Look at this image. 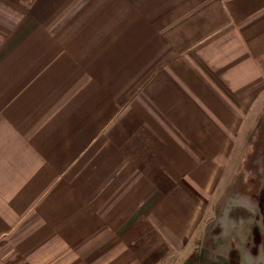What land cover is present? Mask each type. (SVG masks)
<instances>
[{
	"label": "crops",
	"instance_id": "0c3cea01",
	"mask_svg": "<svg viewBox=\"0 0 264 264\" xmlns=\"http://www.w3.org/2000/svg\"><path fill=\"white\" fill-rule=\"evenodd\" d=\"M251 116L264 0H0V264H194Z\"/></svg>",
	"mask_w": 264,
	"mask_h": 264
},
{
	"label": "rangeland",
	"instance_id": "374dc122",
	"mask_svg": "<svg viewBox=\"0 0 264 264\" xmlns=\"http://www.w3.org/2000/svg\"><path fill=\"white\" fill-rule=\"evenodd\" d=\"M244 129L222 176L218 204L209 207L192 239L187 256L194 264H264V116H251Z\"/></svg>",
	"mask_w": 264,
	"mask_h": 264
}]
</instances>
